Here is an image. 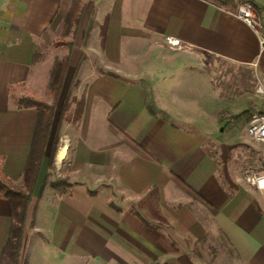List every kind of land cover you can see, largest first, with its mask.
Masks as SVG:
<instances>
[{
  "label": "crops",
  "instance_id": "crops-1",
  "mask_svg": "<svg viewBox=\"0 0 264 264\" xmlns=\"http://www.w3.org/2000/svg\"><path fill=\"white\" fill-rule=\"evenodd\" d=\"M75 1L84 9L70 66L79 67L77 99L85 94L86 104L62 136L51 179L70 187L58 195L45 183V157L19 264H208L206 248L226 250V264H264V196L216 154L235 115L222 124L216 108L210 128L200 117L202 95L216 98L224 66L258 63L257 80L264 73L256 34L234 15L239 0L235 9L211 0H0V156L8 179L22 183L38 118L17 100H45L52 63L42 67L35 52ZM249 1L264 23V0ZM167 37L182 45L170 50ZM11 216L0 195V259ZM203 238L208 245L193 255Z\"/></svg>",
  "mask_w": 264,
  "mask_h": 264
},
{
  "label": "trees",
  "instance_id": "trees-1",
  "mask_svg": "<svg viewBox=\"0 0 264 264\" xmlns=\"http://www.w3.org/2000/svg\"><path fill=\"white\" fill-rule=\"evenodd\" d=\"M211 1L218 7L225 9H231L229 8V5L233 4L234 9L236 7L234 0ZM83 9L84 7L81 2H73V5L62 23L65 37H69L70 34L73 35V33H71L72 26L74 27V29H72L73 32L78 29L81 23ZM68 47V54L63 59L54 60L49 72L46 90L52 97V102L49 104L42 99L30 95L23 96L17 100V106L19 108L35 109L38 112V118L29 157L21 177L23 189H14L9 186L12 185V181L8 179L3 171L2 165L4 160L3 157L0 156V195L10 202L12 208L11 227L7 243L2 252L0 264H19L26 229L28 208L32 201L35 186L45 157H48L49 169L45 183L50 182L52 188L58 195L65 194L70 187V183L67 179L51 180L55 168V156L60 144L62 121H70V119H72L73 122H79L83 116L86 104L85 94L77 100L72 98V88L76 84L79 67L72 69L70 66L73 41H70ZM37 56L38 52L36 51L34 61L37 60ZM71 69L73 70V73L67 84L66 82ZM60 100H62L61 107L57 117L58 121L55 124V113ZM74 100H76L77 103L74 113L71 114V103ZM146 106L152 115L156 116L159 114L149 92L147 95ZM253 114L255 113L244 112L241 115H235L233 120L236 122L237 120L242 119L243 125H245L250 121ZM205 242L206 238H203L196 243L193 255L201 256L199 247H203Z\"/></svg>",
  "mask_w": 264,
  "mask_h": 264
},
{
  "label": "rangeland",
  "instance_id": "rangeland-1",
  "mask_svg": "<svg viewBox=\"0 0 264 264\" xmlns=\"http://www.w3.org/2000/svg\"><path fill=\"white\" fill-rule=\"evenodd\" d=\"M74 27H71V33ZM65 31L62 28V25L59 26L57 30H52L45 38L39 43L37 52V61L42 64V67H49L51 63H53L56 59H63L69 52L68 44L70 41H73L72 34L69 37L64 36ZM256 67H252L250 70L238 68L235 66H224L221 70V75L215 78L214 87H215V95L212 96L209 93V96L203 94L202 97L206 98V106L202 108L203 112H201L200 117L203 120V126L210 128L211 125L208 123L207 116L211 117L214 114L216 108H222L220 112L221 123H227L229 121V117L234 115H241L244 112H252V113H260L264 112V99L259 96L255 89L257 85V78L254 74V70H258L260 73L262 72V68L258 67V63ZM263 65V64H262ZM73 70L71 69L68 75L67 84L71 77ZM76 79V84L72 88V98L77 100V96L81 95L80 91L82 87H79V84ZM40 91V89H37ZM40 94V92H39ZM40 96L45 102L51 103L52 97L50 96L47 90L41 92ZM39 97V96H38ZM74 100L71 103V114L74 113V109L76 107L77 101ZM60 100L57 105L56 110V118L54 123L56 124L58 121V114L61 107ZM206 108V109H205ZM208 113V115H206ZM209 119V118H208ZM71 123L73 125L77 124L73 122L72 119L70 121L63 120L62 127L60 130V144L61 139L64 133H67L72 128V125L68 126ZM228 126V130L224 133V126L219 128V132L224 134L220 135L218 141H221L225 144L223 150H217L216 154L218 159H225V161L231 163L232 170L235 172L239 178L249 185L246 181V177L250 176H258L264 174V145L253 141L247 134V127L249 122L243 125V120L239 119L234 124L230 123ZM68 127V128H67ZM59 144V147H60ZM55 167V166H54ZM56 173V168H54L53 175ZM14 189H23V184H13L9 185ZM251 186V185H250ZM252 188L259 191L257 188L251 186ZM260 192V191H259ZM263 194V193H262ZM264 196V194H263ZM208 245L206 242L203 247L205 250V246ZM201 246L199 249H202ZM219 249V254H216L213 251H209L206 248L205 261L208 264H226V250Z\"/></svg>",
  "mask_w": 264,
  "mask_h": 264
},
{
  "label": "built area",
  "instance_id": "built-area-1",
  "mask_svg": "<svg viewBox=\"0 0 264 264\" xmlns=\"http://www.w3.org/2000/svg\"><path fill=\"white\" fill-rule=\"evenodd\" d=\"M235 17L245 23L257 36L261 53L264 52V23L258 9L249 0H239L236 10L234 12ZM182 45L180 39L167 37L166 46L170 50H177ZM257 65L255 64V67ZM256 93L264 99V73L257 80L255 89ZM248 136L255 142L264 145V112L255 113L252 115L248 127ZM246 181L249 185L257 188L264 194V174L262 175H248Z\"/></svg>",
  "mask_w": 264,
  "mask_h": 264
},
{
  "label": "bare ground",
  "instance_id": "bare-ground-1",
  "mask_svg": "<svg viewBox=\"0 0 264 264\" xmlns=\"http://www.w3.org/2000/svg\"><path fill=\"white\" fill-rule=\"evenodd\" d=\"M66 153V152H65ZM63 155V154H62ZM64 156V155H63Z\"/></svg>",
  "mask_w": 264,
  "mask_h": 264
}]
</instances>
